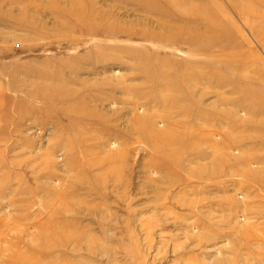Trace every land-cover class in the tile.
Returning <instances> with one entry per match:
<instances>
[{
    "label": "rangeland",
    "instance_id": "obj_1",
    "mask_svg": "<svg viewBox=\"0 0 264 264\" xmlns=\"http://www.w3.org/2000/svg\"><path fill=\"white\" fill-rule=\"evenodd\" d=\"M0 264H264V0H0Z\"/></svg>",
    "mask_w": 264,
    "mask_h": 264
}]
</instances>
